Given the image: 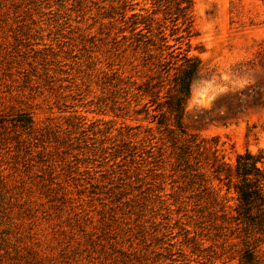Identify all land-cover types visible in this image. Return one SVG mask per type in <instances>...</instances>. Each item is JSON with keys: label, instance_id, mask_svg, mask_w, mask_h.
I'll return each mask as SVG.
<instances>
[{"label": "rangeland", "instance_id": "1", "mask_svg": "<svg viewBox=\"0 0 264 264\" xmlns=\"http://www.w3.org/2000/svg\"><path fill=\"white\" fill-rule=\"evenodd\" d=\"M190 15L0 0V264H264L212 166L264 149V0ZM183 54L201 65L178 126Z\"/></svg>", "mask_w": 264, "mask_h": 264}, {"label": "trees", "instance_id": "2", "mask_svg": "<svg viewBox=\"0 0 264 264\" xmlns=\"http://www.w3.org/2000/svg\"><path fill=\"white\" fill-rule=\"evenodd\" d=\"M155 3L167 9L168 13L181 18L186 28L192 22L190 11L193 0H154ZM172 11V12H171ZM182 63L174 72V93L166 99L168 111L175 118L178 126H182L185 112V101L189 93L191 82L196 78L200 69V59L196 56H181ZM213 171L223 181L227 190L232 188L236 193L239 215L251 214L254 210L258 215V225H264V149L256 152L245 150L237 153L234 163L214 159Z\"/></svg>", "mask_w": 264, "mask_h": 264}]
</instances>
